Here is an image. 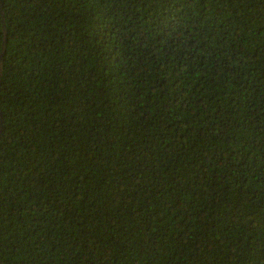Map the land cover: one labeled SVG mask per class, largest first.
Masks as SVG:
<instances>
[{
  "label": "trees",
  "instance_id": "trees-1",
  "mask_svg": "<svg viewBox=\"0 0 264 264\" xmlns=\"http://www.w3.org/2000/svg\"><path fill=\"white\" fill-rule=\"evenodd\" d=\"M0 264H264V0H0Z\"/></svg>",
  "mask_w": 264,
  "mask_h": 264
},
{
  "label": "water",
  "instance_id": "water-1",
  "mask_svg": "<svg viewBox=\"0 0 264 264\" xmlns=\"http://www.w3.org/2000/svg\"><path fill=\"white\" fill-rule=\"evenodd\" d=\"M2 22H3L4 40H3V45H2V54H1V61H0V85H1V78H2V72H3V57H4V54L6 53L7 34H8L3 10H2ZM2 126H3V118L1 120L0 132H1Z\"/></svg>",
  "mask_w": 264,
  "mask_h": 264
}]
</instances>
